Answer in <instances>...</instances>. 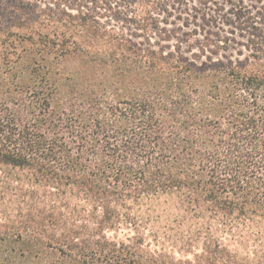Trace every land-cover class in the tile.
<instances>
[{"label": "trees", "instance_id": "1", "mask_svg": "<svg viewBox=\"0 0 264 264\" xmlns=\"http://www.w3.org/2000/svg\"><path fill=\"white\" fill-rule=\"evenodd\" d=\"M43 1L5 14L21 53L0 73V264H159L140 230L159 209L197 260L264 259L262 7ZM123 226L134 235L110 234Z\"/></svg>", "mask_w": 264, "mask_h": 264}, {"label": "rangeland", "instance_id": "2", "mask_svg": "<svg viewBox=\"0 0 264 264\" xmlns=\"http://www.w3.org/2000/svg\"><path fill=\"white\" fill-rule=\"evenodd\" d=\"M43 2H46V0ZM245 2L250 6L255 5L262 7L261 12H264V3L259 4L252 0H245ZM16 5L17 0H5L4 6L6 9L4 7H0L1 9H4H0V73L6 68V66L3 65V61H5V58L10 57L13 59L21 53V26H16V24L18 23H13L11 21L13 20V17H7L5 15L11 11L8 10V7L10 8ZM181 25L182 21L177 20L175 24L168 25V28L177 29ZM192 28L199 29V32L201 34H206L208 31H210L213 34H217L218 36L229 35L234 38L236 37L238 41L243 40L242 38L237 37V35L231 33L229 31L230 28L224 25H222L220 28L216 26H206L205 31L199 27L191 25L190 27H182L181 31L186 32L191 30ZM175 43L176 40H172L171 42L162 41L160 42V45H167L173 48V45ZM236 48L239 50L243 49L241 45H236ZM223 54H226L227 56L231 54L233 56H238L237 50L234 49H231L229 52L226 53L222 51L219 56L222 57ZM160 211L161 210L159 209L156 213H154V216L150 222H140V230L144 232L145 237L143 247H146V249L155 251L157 252V254H159L157 256L159 264H188V261L192 264H207L203 259L197 260V254L201 255L203 253V249L201 248L202 246H196V248L193 249H188V247L186 246H181V243H179L178 240L180 234H178L177 231V224L170 220L171 216L160 214ZM134 233L135 230L132 227L123 226L122 229L119 230L117 233L111 232L110 234L118 235L120 238H127L128 236L134 235ZM220 238L225 244H228L230 246V249L232 251L238 248V245L240 247V249H238L239 256L246 257L248 256L247 254H255V252L252 251L254 247L249 248L247 245V241H250L251 245L254 244L255 241L253 240V237L245 238L238 235V233L234 235L221 233ZM212 254L213 251L211 254H209V259L211 258ZM259 255V258L254 264H264L262 254L260 253Z\"/></svg>", "mask_w": 264, "mask_h": 264}]
</instances>
